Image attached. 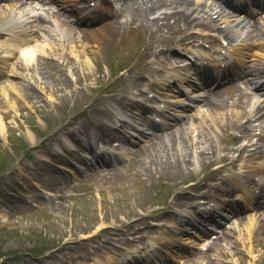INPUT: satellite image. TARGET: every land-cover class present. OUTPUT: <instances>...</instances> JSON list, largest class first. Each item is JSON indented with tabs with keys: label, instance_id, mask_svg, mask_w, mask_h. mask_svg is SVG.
Returning <instances> with one entry per match:
<instances>
[{
	"label": "rangeland",
	"instance_id": "1",
	"mask_svg": "<svg viewBox=\"0 0 264 264\" xmlns=\"http://www.w3.org/2000/svg\"><path fill=\"white\" fill-rule=\"evenodd\" d=\"M129 33V28H126L125 34ZM140 33L132 30L125 40L118 42L120 38H117L113 47L108 43L103 45L106 36L100 34L103 56H99L95 49L78 45L76 52L68 51V56L63 51L57 54L64 66H55L49 60L39 62L37 71L46 79V84L41 88L43 95L35 89L26 93L24 87L19 89L18 86L11 94L14 101L7 103L4 102L3 92H0V173L3 174L0 180V253L3 254V263L91 262L105 259L102 254H111L104 242L111 237L117 238V231L113 228L127 233L156 235L153 229L155 223L169 225L174 220L175 212L168 211L178 206L173 203L176 197L180 196V204L184 200L183 195L190 197V192L196 193L194 188L182 190V185L205 174L209 168L206 164L209 156L211 159L222 158L226 149H229L226 152L232 153L233 138L230 130H226L224 120L231 110L227 107L231 101L226 100V107L220 110V114L223 113L221 116L213 112L208 114L209 109L208 113L200 111L194 120L186 124L189 134L182 129L173 134L174 143L167 138L169 145L161 148L156 146L155 140L142 147L129 165L106 174L105 180L91 176L71 185L64 169H72L63 155L66 154L73 161L74 157L67 154L70 151L61 137L67 138L79 121H99L111 115L102 110L99 103L88 108L91 96L84 90L80 92L75 105V97L70 99L69 96L71 91L76 93L71 80L76 87H83V82L76 83V77L78 73L83 75L87 68H91L95 74L87 72V75L92 82L98 81L93 84L100 86L101 92L118 90L129 93L132 85L137 83L133 77L147 69L145 53L148 44L147 41L142 43L145 34ZM76 53L80 55L82 64L77 61ZM77 67L81 71L75 72ZM123 69L125 71L121 73ZM8 80L25 83L21 78ZM9 81L3 83L0 90L10 89ZM20 91L21 96L28 97L31 102L19 97ZM7 92H11V89ZM51 94L58 101L69 103L54 106L53 101L48 100ZM111 104L122 108L120 103L111 101ZM12 105L18 108L13 111ZM215 117L218 118L214 123L212 120ZM205 128L208 130L204 137L202 129ZM83 132L79 131V136ZM16 134L28 145L29 151L22 152L19 145L11 142V138L17 140ZM183 140L184 144L188 140V149ZM193 140L199 141V144L192 145ZM55 150L61 154L60 158L53 156ZM203 151L204 156L209 155L202 157L203 165L200 163L199 168H202L198 170L190 158H195V152L199 154ZM178 155L180 158L185 155L186 162L179 163ZM181 191H184L183 195L179 194ZM259 220L258 215L249 216L242 223H237L233 231H227V236L221 242L226 245L231 240V248L226 252L228 254H220L217 247L213 248L209 252L212 259V255H216L212 264H264V224L261 225ZM252 222L254 228L250 232L244 229ZM129 223L131 226H126ZM165 229L161 227L160 231L164 232ZM251 246H254L253 250ZM107 247L111 246L107 244ZM39 250H43V253ZM14 256L21 259L16 261ZM206 258L208 261L209 258ZM189 264H196V261L190 260Z\"/></svg>",
	"mask_w": 264,
	"mask_h": 264
},
{
	"label": "bare ground",
	"instance_id": "2",
	"mask_svg": "<svg viewBox=\"0 0 264 264\" xmlns=\"http://www.w3.org/2000/svg\"><path fill=\"white\" fill-rule=\"evenodd\" d=\"M146 2H148V3H151L150 5H148L147 3H140L138 6H137V8H138V10L140 11V12H145V11H147V10H150V9H152V8H154L157 4H158V2H156L155 0H145ZM183 1V3H189L190 2V0H182ZM192 1V0H191ZM194 1H198V2H200V3H202L201 1H199V0H194ZM173 2V1H172ZM172 2L170 3V4H172ZM176 3V2H175ZM216 13H218V12H216ZM147 18V17H146ZM146 18H144V22H145V24L147 25V26H149V27H156V28H162L164 25H160L159 23H160V21L158 20V19H156V20H148V18L146 19ZM235 18H233V17H231V16H229V15H227V17L226 18H224V20H225V22H230V21H233ZM9 36V38H7V41H6V44H5V46H6V49L7 48H10L12 51H14L15 49H17V48H19L20 47V50H21V44L24 42V40L26 39V38H24V37H16V36H13V35H8ZM29 36V35H28ZM5 49V50H6ZM44 49V48H43ZM42 51V48L39 46V44L38 43H36V44H32L31 46H29V47H27L25 50H23L22 52H21V54L23 53V54H26V56H28V58L29 59H31L32 57H33V55H34V53H35V51ZM44 51H45V49H44ZM10 54H12V53H10ZM27 59V58H26ZM247 82H251V79H249L248 78V80H247ZM25 85L26 84H21L20 85V87H19V89H21L22 87H25ZM68 86H70V82L68 83ZM9 88L11 89V92H9V93H14L15 91H16V88H17V86L14 84V83H12V85H11V82H9ZM26 88L27 89H32L29 85H26ZM26 89V90H27ZM20 94H22L21 93V91H20ZM231 94V92L230 91H219V92H217L216 93V95L214 94V96H215V98H214V100H212L211 98H210V96L207 98V100H206V102H205V105L206 106H208V107H210L212 110H213V113L214 114H218V112H219V110L220 109H222V108H224L225 107V101H226V95H230ZM5 96V95H4ZM6 97V96H5ZM4 99V102H5V100H6V98H3ZM78 98L77 97H75V100H77ZM250 105V103H248V104H243V103H238V104H234L233 102H232V105H230L229 107L231 108V110L229 111V115L231 116V117H239V116H243V115H245L246 114V110H247V107ZM256 106H254V105H252V107H258L259 109L261 108V104L260 103H256L255 104ZM261 110V109H260ZM263 113V114H262ZM140 113H136V115H139ZM223 114V113H222ZM222 114H220V116L222 115ZM264 115V112L261 110L260 111V117H262ZM219 116V117H220ZM217 118L218 117H215V118H213V120H212V122L214 121V123L216 122V120H217ZM228 124V128H231V127H234V125H235V123H234V120L233 119H229L228 120V122H227ZM79 124V126H78V128L76 129V130H74V131H77V130H86V122H79L78 123ZM182 129V131L184 132V133H186V134H189L188 133V131H189V128L187 127V126H185V125H183V126H180V128L179 129H177L178 131L179 130H181ZM206 129L207 128H205V129H202V134L204 135V137L206 136L205 134L207 133L206 132ZM176 130V131H177ZM208 130V129H207ZM175 131V132H176ZM186 131V132H185ZM175 132H171L169 135H168V137H158V138H156V146L158 145V146H161V148H163V147H166V146H168L169 144H168V141H167V138L169 139V141L170 142H172V143H174V133ZM73 139L75 138V133L74 134H71L70 135ZM183 138V137H182ZM32 139H33V137H32ZM201 139V138H200ZM186 140V139H185ZM183 142V144H184V140L182 141ZM203 143V142H202ZM193 144H196V145H198L199 144V141H198V143H197V141L196 142H194V140H193V142H192V145ZM184 146H186L187 147V149L189 148V146H188V140H187V142L185 141V144H184ZM159 149H160V147H158ZM216 149H217V147H216ZM203 153V152H202ZM202 156V155H201ZM178 157H179V159H180V162L179 163H183V162H186L185 161V158H186V156L184 155V156H182L183 158H180V156L178 155ZM202 158V157H201ZM200 158V159H201ZM201 162H202V159H201ZM99 176L102 178V179H106V175L105 174H99ZM180 199V196L178 195L177 197H176V201L174 202V204L175 205H179L178 204V200ZM253 223V222H252ZM251 223V225H247L246 226V228H247V231H251L252 229H253V224ZM110 240L108 239V242H109ZM107 241H105L104 243H106ZM120 243H122L123 244V242L122 241H119ZM174 242V240H172V241H170V243H168V245H170V244H172ZM221 242V240H219V241H213L212 243H211V245H217V244H219ZM188 243L189 242H186V245H188ZM246 244V243H245ZM229 245H232V243L231 242H228V244L227 245H222V244H220L219 245V253L220 254H225L227 251H228V249L229 248H231ZM229 246V247H228ZM111 247H113V246H111ZM105 248H108V247H106V245H105ZM252 250V249H251ZM168 251V250H167ZM113 252H115V250L113 249ZM226 254H228V253H226ZM230 254V253H229ZM169 256L170 257H173L175 260H176V262L178 263H181V261H183L184 260V258H185V256H184V254H181L180 256H174L173 254H169ZM173 258H171L172 260H173ZM208 258H209V263H208V261L207 260H205V259H198L199 260V263H201V264H212V261L213 260H215V258L214 259H212V258H210V256H209V254H208ZM180 260V261H179ZM171 264H175V262H172Z\"/></svg>",
	"mask_w": 264,
	"mask_h": 264
}]
</instances>
